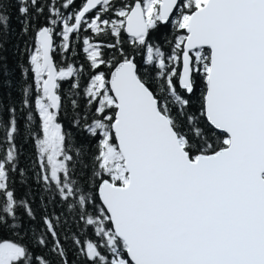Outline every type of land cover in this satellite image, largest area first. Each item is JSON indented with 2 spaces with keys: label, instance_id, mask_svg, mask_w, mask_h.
Listing matches in <instances>:
<instances>
[{
  "label": "snow or ice",
  "instance_id": "snow-or-ice-1",
  "mask_svg": "<svg viewBox=\"0 0 264 264\" xmlns=\"http://www.w3.org/2000/svg\"><path fill=\"white\" fill-rule=\"evenodd\" d=\"M12 5L0 264H264V0H0V56Z\"/></svg>",
  "mask_w": 264,
  "mask_h": 264
},
{
  "label": "trees",
  "instance_id": "trees-1",
  "mask_svg": "<svg viewBox=\"0 0 264 264\" xmlns=\"http://www.w3.org/2000/svg\"><path fill=\"white\" fill-rule=\"evenodd\" d=\"M7 14L11 16V39L7 46V50L0 56V105L4 107L15 106L17 108V120L20 126V133L17 137L16 143L20 149V167L28 170V175L25 178L26 183L21 184L19 177H17V192L19 195H24L30 189L35 191L33 170L36 169L35 161L37 159L36 148L34 142L29 138L26 128V118L24 113L19 111L20 99H21V86L24 83L25 77L23 75L26 69L30 68L28 62V52L32 50L34 46V40L32 36H23L21 33L20 19L16 13L15 6L12 5L8 8ZM59 43V37L55 38ZM27 48V50H26ZM64 90H67V85H64ZM3 119L6 121L8 113L3 112ZM34 119L31 123L33 134L37 132L39 125L38 114L33 113ZM62 124L66 131L73 133L76 139H79V135L76 133V129L70 126L66 119H62ZM3 139V130L0 129V140ZM7 237L0 236V240Z\"/></svg>",
  "mask_w": 264,
  "mask_h": 264
}]
</instances>
